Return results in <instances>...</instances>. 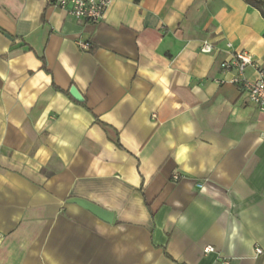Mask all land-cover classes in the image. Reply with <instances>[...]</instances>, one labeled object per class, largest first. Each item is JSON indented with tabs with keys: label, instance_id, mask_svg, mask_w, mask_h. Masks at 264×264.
I'll return each mask as SVG.
<instances>
[{
	"label": "crops",
	"instance_id": "0c3cea01",
	"mask_svg": "<svg viewBox=\"0 0 264 264\" xmlns=\"http://www.w3.org/2000/svg\"><path fill=\"white\" fill-rule=\"evenodd\" d=\"M236 52L264 63L243 0H112L96 24L0 0V264H264V113L221 68Z\"/></svg>",
	"mask_w": 264,
	"mask_h": 264
},
{
	"label": "built area",
	"instance_id": "2783aa9c",
	"mask_svg": "<svg viewBox=\"0 0 264 264\" xmlns=\"http://www.w3.org/2000/svg\"><path fill=\"white\" fill-rule=\"evenodd\" d=\"M112 0H49L51 6L66 10L71 16L79 21H84L90 24H96L102 20L107 8ZM78 46L84 50L89 49V44L79 42ZM202 52L208 53L210 45L205 44L202 46ZM251 67L254 71V79H246L243 77L245 70ZM221 68L236 73V76L230 80V83L246 94L247 99L256 108L264 113V63H254L252 57L245 52H236L234 54L233 63H223ZM173 181H178L179 176L174 174ZM212 252L213 249L206 248L204 250ZM256 254H261L259 248L255 250Z\"/></svg>",
	"mask_w": 264,
	"mask_h": 264
},
{
	"label": "water",
	"instance_id": "95a60500",
	"mask_svg": "<svg viewBox=\"0 0 264 264\" xmlns=\"http://www.w3.org/2000/svg\"><path fill=\"white\" fill-rule=\"evenodd\" d=\"M69 95L76 101V102H82L83 101V97L82 95L77 91L76 88L71 87L69 89ZM75 204H77L79 207H81L82 209L88 211L89 213H91L93 216L97 217L100 220L105 221L106 223H111L112 220V214L108 213L106 211H103L102 209H100L99 207H97L96 205H93L91 203H88L86 201H82V200H76L74 202Z\"/></svg>",
	"mask_w": 264,
	"mask_h": 264
},
{
	"label": "trees",
	"instance_id": "16d2710c",
	"mask_svg": "<svg viewBox=\"0 0 264 264\" xmlns=\"http://www.w3.org/2000/svg\"><path fill=\"white\" fill-rule=\"evenodd\" d=\"M138 2L139 0H134ZM246 5L256 10L264 20V0H243Z\"/></svg>",
	"mask_w": 264,
	"mask_h": 264
}]
</instances>
